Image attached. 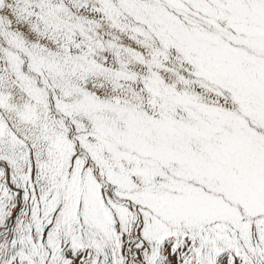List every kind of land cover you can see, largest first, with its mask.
<instances>
[{"label":"snow or ice","instance_id":"snow-or-ice-1","mask_svg":"<svg viewBox=\"0 0 264 264\" xmlns=\"http://www.w3.org/2000/svg\"><path fill=\"white\" fill-rule=\"evenodd\" d=\"M0 264H264V0H0Z\"/></svg>","mask_w":264,"mask_h":264}]
</instances>
